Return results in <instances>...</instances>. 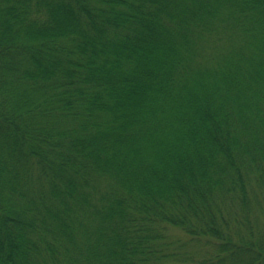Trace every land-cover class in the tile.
<instances>
[{
    "label": "trees",
    "instance_id": "1",
    "mask_svg": "<svg viewBox=\"0 0 264 264\" xmlns=\"http://www.w3.org/2000/svg\"><path fill=\"white\" fill-rule=\"evenodd\" d=\"M0 264H264V0H0Z\"/></svg>",
    "mask_w": 264,
    "mask_h": 264
}]
</instances>
